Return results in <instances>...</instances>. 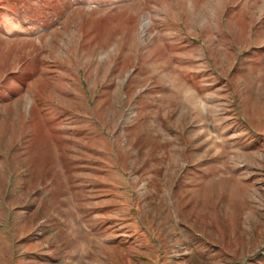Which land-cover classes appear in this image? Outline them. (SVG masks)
<instances>
[{
    "label": "rangeland",
    "instance_id": "rangeland-1",
    "mask_svg": "<svg viewBox=\"0 0 264 264\" xmlns=\"http://www.w3.org/2000/svg\"><path fill=\"white\" fill-rule=\"evenodd\" d=\"M0 264H264V0H0Z\"/></svg>",
    "mask_w": 264,
    "mask_h": 264
}]
</instances>
